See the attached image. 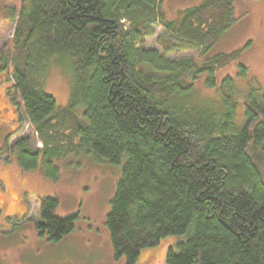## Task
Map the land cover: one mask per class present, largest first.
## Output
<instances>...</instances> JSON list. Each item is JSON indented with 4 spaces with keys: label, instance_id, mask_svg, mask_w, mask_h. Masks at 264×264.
Returning <instances> with one entry per match:
<instances>
[{
    "label": "trees",
    "instance_id": "16d2710c",
    "mask_svg": "<svg viewBox=\"0 0 264 264\" xmlns=\"http://www.w3.org/2000/svg\"><path fill=\"white\" fill-rule=\"evenodd\" d=\"M234 1L200 0L175 20L161 0H19L11 12L4 63L41 146L24 136L9 150L22 171L40 166L52 180L70 155L120 165L105 226L127 264L166 241V264H264V91L240 103L230 78L220 102L194 90L203 72L215 86L214 72L239 56L202 61L232 24ZM157 27L159 49L148 48ZM179 50L199 55L171 59ZM54 66L69 79L63 107L44 91ZM57 205L40 198L35 222L51 242L76 218L55 216Z\"/></svg>",
    "mask_w": 264,
    "mask_h": 264
},
{
    "label": "rangeland",
    "instance_id": "374dc122",
    "mask_svg": "<svg viewBox=\"0 0 264 264\" xmlns=\"http://www.w3.org/2000/svg\"><path fill=\"white\" fill-rule=\"evenodd\" d=\"M199 1L161 0L160 7L166 19L175 20L181 10ZM18 5L19 0H0V51L11 40L15 23L11 12L16 11ZM232 18V24L202 56V61L233 51L239 56L214 72L215 86L208 85L206 72L198 76L194 90L199 101H222L219 85L226 78L231 79L230 86L237 92L240 103L251 90L264 91V0H235ZM160 33L157 27L154 36L146 40V47L159 49L156 38ZM6 55L7 52L4 60ZM198 55L197 50H179L169 56L178 59ZM240 65L246 68L244 76L240 74ZM8 68L10 70L11 66ZM9 80L11 83V78ZM44 91L53 96L58 106H66L69 95L66 73L55 66L50 68ZM10 96L16 109L5 103L4 117L9 125L7 133L4 132L5 141L0 137V146L6 143V155H1L3 161H0V264H127L124 257L113 255L105 226L120 165L81 154L70 155L56 164L59 167L56 180L47 178L40 166L22 171L9 150L11 143L30 136L32 146L40 147L41 144L33 136L13 89ZM3 102L1 98L0 103ZM242 112L243 104L237 107L238 117ZM15 118H18L17 127ZM42 197L58 199L55 216L76 215L73 229L57 242L47 240L46 235H40L35 228ZM176 240L171 237L169 244ZM167 244L166 241L160 246L142 249L132 264H166Z\"/></svg>",
    "mask_w": 264,
    "mask_h": 264
},
{
    "label": "flooded vegetation",
    "instance_id": "af4514ba",
    "mask_svg": "<svg viewBox=\"0 0 264 264\" xmlns=\"http://www.w3.org/2000/svg\"><path fill=\"white\" fill-rule=\"evenodd\" d=\"M7 47L8 46L6 44L3 45V48H1V51H0V85H1L0 99L3 98V101H4L3 103H0V137H2L4 140L6 139L5 133H7V128H8L7 125H9V122L6 123L5 117H4V113L6 112L5 103L8 104L9 106L13 105L14 110L16 109L13 103L14 102L13 98L10 96V92L12 90V86L9 80L10 70L8 68V65L4 63V55L6 53ZM17 119L18 118L14 119V122L16 123L15 127L19 125ZM1 155H6V146H4V144L0 146V161H3ZM7 158H9V156H7Z\"/></svg>",
    "mask_w": 264,
    "mask_h": 264
}]
</instances>
